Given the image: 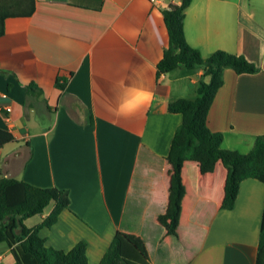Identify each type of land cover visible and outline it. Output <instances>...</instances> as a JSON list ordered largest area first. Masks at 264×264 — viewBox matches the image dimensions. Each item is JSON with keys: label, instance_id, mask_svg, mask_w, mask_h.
Instances as JSON below:
<instances>
[{"label": "crops", "instance_id": "obj_1", "mask_svg": "<svg viewBox=\"0 0 264 264\" xmlns=\"http://www.w3.org/2000/svg\"><path fill=\"white\" fill-rule=\"evenodd\" d=\"M189 43L208 56L244 54L257 72L224 70L207 123L222 147L247 152L264 133V6L250 0H192L184 20ZM169 42L161 7L150 0H35L30 15L8 16L0 35V127L15 139L0 147V176L67 188L70 206L43 225L46 244L70 250L87 243L98 264L118 230L146 238L152 264H255L264 182L242 180L232 208L221 206L227 168L202 175L183 168L186 194L177 239L158 220L168 203L169 153L182 122L170 100L195 98L202 66L157 75ZM58 75L69 77L64 90ZM35 81L43 92L27 96ZM6 94L7 97H2ZM27 102V105L25 103ZM52 201L36 226L52 211ZM0 264H18L0 241Z\"/></svg>", "mask_w": 264, "mask_h": 264}, {"label": "trees", "instance_id": "obj_2", "mask_svg": "<svg viewBox=\"0 0 264 264\" xmlns=\"http://www.w3.org/2000/svg\"><path fill=\"white\" fill-rule=\"evenodd\" d=\"M191 1L181 0L179 4L161 8L169 42L157 63L158 77L180 66L204 68L195 98L180 97L169 101L168 111L180 112L182 122L175 130L169 153L158 157L168 161L172 169L168 203L158 220L167 235L177 239L180 238L178 226L186 194L183 168L187 161H196L202 175L213 173L220 166L227 168L221 202L223 208L234 206L243 179L255 177L264 182V133L256 136L249 151L240 152L222 147L224 134L212 130L207 123L208 111L224 83L225 68L244 73L257 72L260 67L241 53L217 49L205 56L191 45L184 28L186 9ZM34 10L35 0H0V35L4 33L6 17L30 15ZM5 72L0 65V73ZM68 79L58 75L56 86L64 90ZM26 87L27 96H38L43 92L35 81ZM13 139L12 131L0 127V147ZM52 201L55 205L41 223L32 227L25 223L28 217L43 213ZM70 202L67 188L41 187L20 178L0 176V241H6L12 247L18 264H88L85 240L66 251L47 245L45 237L39 233L41 226L55 223ZM147 241L134 233L118 230L98 264H152ZM255 264H264V209Z\"/></svg>", "mask_w": 264, "mask_h": 264}, {"label": "built area", "instance_id": "obj_3", "mask_svg": "<svg viewBox=\"0 0 264 264\" xmlns=\"http://www.w3.org/2000/svg\"><path fill=\"white\" fill-rule=\"evenodd\" d=\"M155 5L163 7H168L172 4H179L181 0H150ZM2 97H7L6 94H3ZM0 109L5 110V116L7 121H11L10 112L12 111V106L9 103L0 104Z\"/></svg>", "mask_w": 264, "mask_h": 264}, {"label": "rangeland", "instance_id": "obj_4", "mask_svg": "<svg viewBox=\"0 0 264 264\" xmlns=\"http://www.w3.org/2000/svg\"><path fill=\"white\" fill-rule=\"evenodd\" d=\"M251 1V4L254 8H261V6H264V0H250ZM197 95V91L194 90L193 92H191L190 96H196ZM38 214H35L33 216H30L28 217L27 219L29 218H37Z\"/></svg>", "mask_w": 264, "mask_h": 264}]
</instances>
